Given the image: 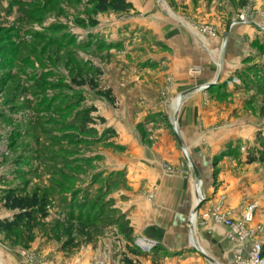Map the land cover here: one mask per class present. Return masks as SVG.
<instances>
[{
    "label": "rangeland",
    "instance_id": "374dc122",
    "mask_svg": "<svg viewBox=\"0 0 264 264\" xmlns=\"http://www.w3.org/2000/svg\"><path fill=\"white\" fill-rule=\"evenodd\" d=\"M129 1L132 8L127 12L96 13L92 0H0V211L1 197L8 189L20 194L39 192L47 202L43 218L20 231H2L3 244L28 249L34 243L43 248L55 242L77 261L90 246L97 248L98 239L109 228L114 229L104 227V222H85L80 201L94 174L106 167L105 156L99 154L109 149L107 142L85 140L100 138L109 118L123 117L121 110L133 114L141 124L166 119L173 126V135L180 138L183 106L177 111V100L182 94L175 93L171 74L166 75L167 84H154L152 73L158 71L147 66L145 59L160 51L152 46L157 39L148 29L152 20L169 21L198 43L203 58L208 57L209 65L202 62L189 67L191 76L206 73L208 77L212 68L217 72L236 69L231 81L235 93L222 97L210 91L205 96L218 109L210 118L206 115V120L224 131L230 129V123L249 129L244 133L248 139L236 142L234 148L230 145L220 156L228 152L248 159L251 151L259 156L264 153V0ZM230 28L229 47L224 51L221 47ZM232 53L235 62V58L229 60ZM75 79L85 83L79 85ZM151 84L158 87L167 116L146 112L145 103L134 102L124 90L127 85H140L143 91H152ZM114 92L127 96L116 97ZM88 109L93 137L79 130ZM183 149L190 163L186 147ZM80 166V170L75 168L77 176L65 178L62 171ZM250 169L261 172L257 196L264 212V161ZM103 181L99 180L98 187ZM79 188L85 191L75 198ZM201 192L202 186L199 195ZM71 215H80L82 220H69ZM54 219L61 222H50ZM260 220L264 224V215ZM102 246L107 252L112 248L105 241ZM116 250L120 263L125 264L124 250L128 252L129 246ZM139 255L145 253L140 250ZM162 257L160 253L151 260L159 262Z\"/></svg>",
    "mask_w": 264,
    "mask_h": 264
},
{
    "label": "crops",
    "instance_id": "0c3cea01",
    "mask_svg": "<svg viewBox=\"0 0 264 264\" xmlns=\"http://www.w3.org/2000/svg\"><path fill=\"white\" fill-rule=\"evenodd\" d=\"M149 23L148 29L157 38L152 46L160 50L145 58L147 66L151 69L155 66L152 70L158 71L152 73L150 68L146 69L154 75L152 82L155 84L159 81L165 85L166 75L171 74L175 82V93H187L177 109L179 111L183 106L179 123L180 138L173 135V126L166 119L141 124L137 117L133 114L128 116L129 113L124 110L120 113L122 118L121 115L116 119L109 118L111 121L107 128L114 129L116 134L107 141L109 149L99 154L106 159V167L99 173L101 179L108 183L106 200L117 218L112 225L114 229L109 228V233L106 232L98 239L97 248L90 246L87 254L77 261L55 242L43 248L34 243L24 249L0 241V264H121L119 255L122 249L119 254L116 252L117 246H129L128 252L124 250V256L138 261V264H236L239 255L242 259L248 258L254 242L264 243V224L260 220L264 212L257 196L261 172L250 169L262 162H249L244 154L234 157L232 153L226 152L220 156L230 145L234 148L236 142L248 139L244 133L249 129L230 123V129L224 131L225 128L206 120V115L210 118L218 110L217 106L207 102V92L214 91L222 97L227 96L226 93H235L231 81L236 69L233 67L217 72L212 68L208 77L206 73L201 77L191 76V65L202 62L209 65L208 57H202L198 43L191 41L169 21L152 20ZM230 31L228 29L227 41L221 47L224 51L229 47ZM233 55H230L232 57L229 60L235 58V62L237 59ZM154 84L150 85L152 91H143L138 88L140 85L135 88L127 85L124 90L132 95L134 102H144L146 112L167 116L168 111L161 105L159 89ZM114 94L121 98L127 96L125 93ZM184 146L199 171L202 191L206 197L197 212V218L195 215V218H191V214L198 202L201 186L196 191L197 177L191 163H187L183 156ZM223 196L225 211L230 213L234 221L242 219L248 203L258 204L255 219L247 227L253 231V235L243 243L234 236L231 227L203 217ZM15 214V211L3 207L0 219L11 220ZM2 236L0 231V240ZM104 241L112 246L107 249L109 252L102 246ZM137 241L156 243L157 249L148 250L145 246H138ZM116 243L117 246L113 247ZM138 247L145 253L144 256L139 255ZM160 253L165 256L163 260H151ZM114 258L116 261L112 260Z\"/></svg>",
    "mask_w": 264,
    "mask_h": 264
},
{
    "label": "trees",
    "instance_id": "16d2710c",
    "mask_svg": "<svg viewBox=\"0 0 264 264\" xmlns=\"http://www.w3.org/2000/svg\"><path fill=\"white\" fill-rule=\"evenodd\" d=\"M95 4V11L96 13L99 12H107V11H115V12H127L132 8V3L129 0H92ZM95 20L92 21L94 24ZM76 82V79L74 80ZM77 83V82H76ZM85 81H81L77 84L83 85ZM96 84H93L95 87ZM106 98L113 101L114 99L110 96L109 92L103 93ZM68 108V107H67ZM91 110H86L83 114V121L81 122V127L79 128L80 131L84 132V134H89L90 137L95 136L93 129L88 128L89 122H91L90 117ZM104 121L103 118H99ZM115 130L111 128H107L102 136L97 139H89L85 141H89L88 143H92V141L97 142H107L110 137L115 135ZM83 139V138H82ZM249 162H263L264 161V153L259 156L255 155L252 151L248 155ZM87 162H91V160L86 159ZM67 163V162H66ZM83 168V167H74L73 170H65V178H71L72 176H77L75 171L76 169ZM80 170V169H79ZM68 171V172H67ZM77 179V178H76ZM101 179L100 173H95L93 176V180L88 183L87 191L79 188V191L74 193V197L77 198L80 192L85 191L86 194H83V200L80 201V207L85 208V214L83 219L85 222L88 223H96V222H104L106 225L104 227H108L113 225L117 218L114 215V211L111 210L110 204L106 200V193L108 183L105 181L104 184L100 187L95 188V184L99 182ZM91 188V190H90ZM92 197H91V196ZM1 202L3 203V207L15 211L16 214L14 215L13 219H0V231L3 232H13V231H20L24 228L30 226L38 217L43 218V216L47 213V202L46 197L42 196L39 192H34L32 194L29 193H19L14 189H8L5 192L3 197H1ZM72 217L70 219L74 220H82L80 215L78 217ZM61 221L58 219L55 223H60ZM104 229V228H103ZM125 264H138V261L130 259L128 256L124 258Z\"/></svg>",
    "mask_w": 264,
    "mask_h": 264
},
{
    "label": "built area",
    "instance_id": "2783aa9c",
    "mask_svg": "<svg viewBox=\"0 0 264 264\" xmlns=\"http://www.w3.org/2000/svg\"><path fill=\"white\" fill-rule=\"evenodd\" d=\"M202 186V181L196 179L195 183V189H197L198 186ZM199 195V201L196 202H204L206 200V197L203 192ZM224 201L223 199L219 200L214 207H212L210 210L205 212L203 214L204 218L212 219L214 222L218 224H224L228 227H231L233 229L234 236H236L240 242H244L248 237L253 235V231L251 229H248V224L252 223L256 214V211L258 209L257 202H250L246 205L242 219L240 221H234L230 213L225 212L224 210ZM195 215L197 218V214L192 213V216ZM190 218V221L192 222ZM146 243V242H145ZM147 246L146 249L152 250L156 247V243H146ZM138 246H143L141 244V241H137ZM241 246V250H242ZM264 263V243L260 241L254 242L252 249L249 252L247 259H242V257L239 255L236 259V264H263Z\"/></svg>",
    "mask_w": 264,
    "mask_h": 264
},
{
    "label": "water",
    "instance_id": "95a60500",
    "mask_svg": "<svg viewBox=\"0 0 264 264\" xmlns=\"http://www.w3.org/2000/svg\"><path fill=\"white\" fill-rule=\"evenodd\" d=\"M230 29H231V28H230ZM230 29H229V30H230ZM185 94H187V93H185ZM185 94L181 96L182 99H183V97L185 96ZM186 156H187L189 162L191 163L192 167H193L194 170H195V174H196V177H197L196 179H197V180H200V174H199V171L197 170V168L195 167V165L191 162V160H190L189 155H188L187 152H186ZM201 204H202V202H199V203H197V204L195 205L194 210H193V213H194V214H197V212H198V210H199ZM196 248L200 250V248H199L198 246H196Z\"/></svg>",
    "mask_w": 264,
    "mask_h": 264
},
{
    "label": "bare ground",
    "instance_id": "6f19581e",
    "mask_svg": "<svg viewBox=\"0 0 264 264\" xmlns=\"http://www.w3.org/2000/svg\"><path fill=\"white\" fill-rule=\"evenodd\" d=\"M181 100H182V97H179L178 98V100H177V107L179 108L180 107V105H181ZM177 108V109H178ZM200 186V185H199ZM199 201V200H198ZM192 218H195V216H193ZM142 244L144 243V242H141ZM144 245H145V243H144ZM264 264V263H263Z\"/></svg>",
    "mask_w": 264,
    "mask_h": 264
}]
</instances>
